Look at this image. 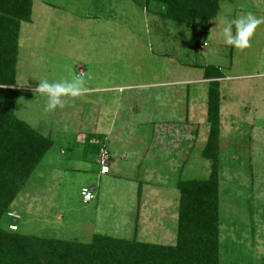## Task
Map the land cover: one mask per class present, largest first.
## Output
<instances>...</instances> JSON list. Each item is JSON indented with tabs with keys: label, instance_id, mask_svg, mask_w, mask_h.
Listing matches in <instances>:
<instances>
[{
	"label": "rangeland",
	"instance_id": "rangeland-1",
	"mask_svg": "<svg viewBox=\"0 0 264 264\" xmlns=\"http://www.w3.org/2000/svg\"><path fill=\"white\" fill-rule=\"evenodd\" d=\"M248 13L262 21L250 46H227L224 22ZM19 43L16 115L55 145L12 204L16 220L2 227L14 221L22 234L84 243L100 233L174 245L177 182L209 176L201 157L209 81L196 65H213L224 75L221 262L264 264V0H222L216 20L193 27L132 0H34ZM77 75L87 91L46 112L39 80ZM88 136L108 152L107 175L81 156ZM83 187L95 191L89 204Z\"/></svg>",
	"mask_w": 264,
	"mask_h": 264
},
{
	"label": "trees",
	"instance_id": "trees-1",
	"mask_svg": "<svg viewBox=\"0 0 264 264\" xmlns=\"http://www.w3.org/2000/svg\"><path fill=\"white\" fill-rule=\"evenodd\" d=\"M132 1L163 20L191 27L216 20L222 2ZM33 7L34 0H0V264H222L220 141L223 96L220 81L224 75L220 67L213 65H196L203 69L204 80L209 81L206 119L209 134L201 152V157L210 163L209 176L205 179L180 178L177 182L180 198L174 245L100 233L84 243L26 235L2 227L3 220L11 218L12 204L55 145L51 137L16 115L20 94L17 88L19 41L23 24L33 22ZM202 44H195L196 51ZM100 147V138L88 136L82 154L83 159L95 162L99 169Z\"/></svg>",
	"mask_w": 264,
	"mask_h": 264
},
{
	"label": "clouds",
	"instance_id": "clouds-1",
	"mask_svg": "<svg viewBox=\"0 0 264 264\" xmlns=\"http://www.w3.org/2000/svg\"><path fill=\"white\" fill-rule=\"evenodd\" d=\"M261 22V19L251 13L231 21H225L223 28L224 43L235 49H247L250 46L255 30ZM86 91L85 81L78 75L73 76L71 79H61L52 82H49L46 78L41 79L36 88L37 96L46 98L44 106L46 112L64 108L67 97L76 98Z\"/></svg>",
	"mask_w": 264,
	"mask_h": 264
},
{
	"label": "built area",
	"instance_id": "built-area-1",
	"mask_svg": "<svg viewBox=\"0 0 264 264\" xmlns=\"http://www.w3.org/2000/svg\"><path fill=\"white\" fill-rule=\"evenodd\" d=\"M205 47H207L206 42L201 45V49H204ZM100 156H101V162H100L101 173L103 175L108 174L109 173V156H108L107 150L101 149ZM80 197L84 204H89L95 200L96 195L91 188L83 187L80 192ZM9 216L13 218V220H16V215H14L13 213H10ZM9 229L12 231H17L18 227L16 224H11L9 226Z\"/></svg>",
	"mask_w": 264,
	"mask_h": 264
},
{
	"label": "crops",
	"instance_id": "crops-1",
	"mask_svg": "<svg viewBox=\"0 0 264 264\" xmlns=\"http://www.w3.org/2000/svg\"><path fill=\"white\" fill-rule=\"evenodd\" d=\"M101 141V140H100ZM82 156V155H81ZM97 167L99 168V166L97 165ZM107 175V174H106ZM89 188H91V187H89ZM91 189H93V188H91ZM96 195V194H95ZM12 222V221H11ZM13 224H15V222L13 221L12 222Z\"/></svg>",
	"mask_w": 264,
	"mask_h": 264
}]
</instances>
